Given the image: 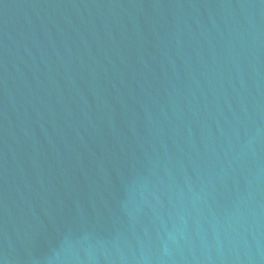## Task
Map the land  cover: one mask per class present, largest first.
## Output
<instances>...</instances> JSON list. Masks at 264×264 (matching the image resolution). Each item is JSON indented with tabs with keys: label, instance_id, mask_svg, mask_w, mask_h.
Instances as JSON below:
<instances>
[{
	"label": "water",
	"instance_id": "95a60500",
	"mask_svg": "<svg viewBox=\"0 0 264 264\" xmlns=\"http://www.w3.org/2000/svg\"><path fill=\"white\" fill-rule=\"evenodd\" d=\"M0 264H264V0H0Z\"/></svg>",
	"mask_w": 264,
	"mask_h": 264
}]
</instances>
